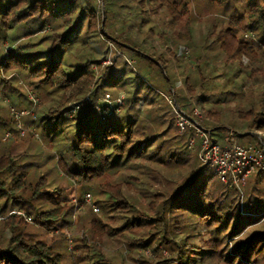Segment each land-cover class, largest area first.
<instances>
[{"label": "trees", "instance_id": "1", "mask_svg": "<svg viewBox=\"0 0 264 264\" xmlns=\"http://www.w3.org/2000/svg\"><path fill=\"white\" fill-rule=\"evenodd\" d=\"M250 3L247 15L212 27L201 45L185 0H0V40L24 41L0 57V91L23 75L36 91L62 94L60 105L40 118L50 136L72 140L67 159L57 165L81 196L93 193L100 198L96 205L117 214L110 223L93 220L81 240L85 263L132 264L139 257L142 264H264V174L250 178L241 197L189 150L195 130L180 136L175 126L176 111L194 117L198 107V126L219 144L215 136L228 127L224 108L232 98L244 137L260 134L264 148V0ZM248 29L258 33L257 42L242 36ZM154 39L169 45L165 53H158ZM110 44L137 59L138 69L119 54L103 68ZM173 65L185 69L183 89L174 85ZM220 69L223 86L217 84ZM249 81L261 88H250ZM163 91L174 96L176 110ZM99 94L114 102L108 113L86 101ZM121 95L126 98L118 106ZM149 174L173 193H152L144 179ZM46 186L44 177L35 185L28 181L19 157L0 154V215L10 200L19 205L29 204L24 195L42 197L52 209L36 212V220L58 231L68 208L44 192ZM22 222L16 215L4 221L0 264H62L51 245L25 237ZM106 237L124 246L119 262L106 254ZM157 245L170 257L157 255Z\"/></svg>", "mask_w": 264, "mask_h": 264}, {"label": "rangeland", "instance_id": "2", "mask_svg": "<svg viewBox=\"0 0 264 264\" xmlns=\"http://www.w3.org/2000/svg\"><path fill=\"white\" fill-rule=\"evenodd\" d=\"M185 1L189 3L188 5L192 12L191 25L194 29L193 36L199 41V43H201L207 36L212 27L216 30H220L225 28L231 17L247 15L249 13V5L251 4L250 0H230L226 5L218 4L212 2L211 0ZM115 27H117V25ZM144 27L145 29H143V31H146L148 27ZM117 29H119V27H117L116 30ZM257 34L258 33L256 31L248 29L247 32L242 34V36L252 43H255L258 39ZM89 36L90 35H87V39L90 42L91 40ZM93 40L97 39L93 38ZM154 40V44L158 48V53H165V50H167L169 45L166 43H158L157 39ZM16 41L0 40V57L4 56L6 52L14 50V48L16 49L19 45L24 43V41H18V43ZM202 44L203 43H201V45ZM78 45H80V43H78L77 46ZM90 46L95 48L96 44L91 41L89 43V47ZM117 52L116 48L110 44L109 53L104 61L107 64L105 66H110L112 64V59L115 58L116 54H119L121 55V60L128 62V67L130 69H138L137 59L133 60L128 55H123ZM75 54H77V51ZM79 55L80 54H77V56ZM189 56L190 53L186 51V59ZM1 60H3V57ZM104 62L102 63L103 68ZM221 66L222 64H217V67ZM184 70V68L177 67L176 65H173L170 70L171 77L175 80L174 85L179 86V88L182 86V89V72ZM206 73L209 74L212 72H208L206 70ZM217 73L222 74V78L217 80V84L223 86L226 82L225 76L223 75L221 69ZM242 84H240V86ZM249 87L257 89L261 88L253 81H249ZM35 88V83L26 80L23 75H17L10 79V84L4 89V94L0 91V116L2 119L0 121V154L8 152L14 157H19V164L23 167V170L26 171L28 174V181L32 182L33 185L37 183L40 177L46 178L47 186L43 188V191L51 194L60 206L67 207L68 213L65 221L61 224L58 231L48 232L45 227L40 225L36 220V212H43L52 208L47 205L42 197L31 200L29 194L24 195L23 197L29 199V204L22 203L18 205L17 203H14L13 200L6 203V209L4 213L0 215V237L7 238L8 236L6 231L3 232L4 221L11 215L20 216L23 218L24 222L20 223L19 227L20 229L22 228L21 230H23L25 237L40 240L48 245H51L54 252L61 254L62 264H87L84 260H81V258L85 255L83 253V248L81 247V240L85 237L86 232L90 230L93 220H96L97 222L101 221L106 224L110 223L112 219L117 216V214L113 210H104L100 205H96L95 203L100 200V198L96 197L93 193H83V196H81L77 188L73 186V184L59 169L57 162L62 158L67 159V148L71 145L72 140L64 136H60V138H53L50 136L49 131H43V122H41L40 118L46 114L48 108L60 105L62 94L54 92L48 95L46 92L36 91ZM163 92L168 104H170L173 100L175 104L174 96H170L168 92ZM124 95L120 96V99H122L123 102L126 98ZM231 99L232 98L229 99V105L224 108L226 116L225 119L227 121L225 125L228 124V127H226L224 131H220L215 138L222 146H228L233 139L234 141L232 143L259 147L257 141H261L262 136L260 134H256L258 138L252 136L244 137L243 124L236 118V103ZM86 101L89 104L92 103L100 106V110H106L107 113L109 112L106 108V105L109 106L107 101L113 102L110 98L103 97L101 94H99L95 99L91 97ZM170 105L174 110L176 109V106L172 105V103ZM69 106V108H72L71 105ZM76 110L77 108L72 109L73 113H75ZM195 111L200 114V109L198 107H195L194 112ZM201 118L202 116L200 115L199 117H196L195 120H199ZM178 120L179 119L176 114V131L178 135L183 136L190 130L187 127L181 128ZM230 120H232L233 123H230ZM46 128L47 127H45V129ZM195 134L196 132L194 135ZM231 134L233 135V138H231ZM218 135L220 136L218 137ZM169 138H171V136L167 135V138L165 137L166 140H169ZM192 139L196 141V145L192 149L189 147V150H196V153H198L200 149V140L196 137V135ZM208 172L212 173L214 170L209 167ZM150 177L152 176L149 174L145 176L144 179L148 178L151 182L152 193H173V188H169L164 181L162 182L161 179L160 181L158 179V181L155 180L154 182ZM172 179L178 180V176L175 175ZM248 181L242 189V192L231 189L228 186L227 187L230 190L237 191L241 197H244V190H248L251 186L248 184ZM261 188L264 191V183L260 186L259 190H261ZM93 189H96V187H93ZM88 198L90 201H88ZM137 202H141L143 204L142 198L139 197ZM144 204L147 205V203ZM29 218H31V221H29ZM104 244L105 252L109 258H116L119 262L120 254L122 253V250H124V246L122 248L120 241H116L111 237H106L104 239ZM155 249L157 255L163 254L166 258L170 257V252H168L163 245H157L155 246ZM143 253L147 257L153 256L150 252ZM140 261L141 259L137 257L136 261L132 264H142Z\"/></svg>", "mask_w": 264, "mask_h": 264}, {"label": "built area", "instance_id": "3", "mask_svg": "<svg viewBox=\"0 0 264 264\" xmlns=\"http://www.w3.org/2000/svg\"><path fill=\"white\" fill-rule=\"evenodd\" d=\"M105 65L107 64L104 62ZM171 103L175 106L174 100ZM107 104L109 105H106L107 110L111 111L114 102L107 101ZM116 104L122 106L123 100L118 99ZM117 111L119 112V110ZM176 114L181 128L187 127L195 130V135L200 140L199 160L203 166L211 167L214 170L222 184L242 192L250 178L264 174V148L232 143L233 139L228 146H222L214 142L209 131L198 126L195 118L199 117L200 114L197 111L194 112V117L184 116L179 111H176ZM231 138H233L232 134ZM195 145L196 141L192 139L190 149L194 148ZM88 201H90L89 198Z\"/></svg>", "mask_w": 264, "mask_h": 264}]
</instances>
